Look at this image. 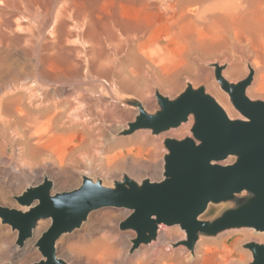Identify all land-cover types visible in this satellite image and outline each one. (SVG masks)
<instances>
[{"label":"bare ground","instance_id":"bare-ground-1","mask_svg":"<svg viewBox=\"0 0 264 264\" xmlns=\"http://www.w3.org/2000/svg\"><path fill=\"white\" fill-rule=\"evenodd\" d=\"M126 6L127 8L130 7L129 10L133 9L131 12L133 13L134 11V15L130 12V16L128 9H126L128 10V16H126L127 13L120 15L125 11L119 13L120 7ZM72 41L76 46H71L72 44L70 42ZM77 44H82L83 47L81 46V49L78 45L81 49L78 53L77 51L75 53L78 59H75V57L73 59L71 50H78ZM16 56H21L25 60L22 59L23 61H20ZM222 56H227L232 63L229 69H227L229 63L226 62L227 66L222 71L223 77L232 83H236L232 81L233 79L239 78L245 73L246 66L244 65L245 61L243 57L246 56L249 58L248 64L246 63L249 70V72H247L248 74L252 73L253 81L247 88L246 94L252 100L254 99L249 95L252 97L264 95V0H0V134L2 140L6 142H3V144L6 145L9 143L14 146L22 145V148L18 147V154H21L19 160L22 159V155H24V157L29 156V159H34V157L40 154H48L50 157H54V159H50L54 163L55 159L57 161V157H55L57 154L59 155V162L65 161L67 154L70 155L69 152L72 150V147L70 148L68 146L74 145L75 148H73L78 149L83 147L87 141L89 142L92 140V143H96V145L94 144L95 146L100 142L97 143L95 141H98L99 136L97 135L98 133L94 134V130H97L98 121L101 120L104 114L109 110H105L103 106L100 105V101H102L101 98H103L102 96H100L101 98L96 96L89 97L88 93L89 95L90 93L91 95H95L96 89L99 86H103L104 89L102 93L104 98L111 99L113 102H116V104L118 102L128 107L135 99L140 102L143 101L139 97L124 93L121 90L135 93L144 98L145 102H147V97L151 93L150 88L153 90L152 87L148 85L149 80H154V82L159 85L154 86V91L157 90L164 96L175 98L183 90L174 96L167 95L164 92L170 93L179 89L181 87L180 83L182 77L184 78V76L195 81L206 82L209 90L217 95L221 103L215 97L216 95L214 96L211 94L207 86L203 84L207 93L211 94L217 100L230 118H235L231 117L234 113L233 109L235 106H233L230 95L222 89L216 76L215 79L212 75L213 73L211 74V72L204 70L205 68L202 69L203 67L201 68L198 62V60L208 61L212 58L215 59L214 57L220 58ZM217 63L221 66L224 64ZM83 69H86L87 72L84 73L85 71H83ZM102 73L106 74L109 80L107 76ZM102 75L106 76L107 79L104 77L101 79V82H99L100 80L98 79H100ZM89 78L92 80L87 82ZM110 79L118 84L121 90L117 89L118 87L114 88L115 84L113 85ZM217 83L220 87H218ZM187 84H192L194 88L196 87V85L190 81L186 82V86ZM219 88L228 94L233 109L228 102L226 94L221 92ZM86 89L89 90L87 94L85 93ZM104 104L106 103L102 105ZM143 107L145 109L148 108L145 103H143ZM114 111L117 112L116 110ZM138 111L139 108L137 107L136 112ZM108 115L109 113L107 116ZM240 118L244 119L242 116H240ZM112 120H114V118H112L110 122ZM193 121L192 116H190L189 121L181 124V126L184 124H191L192 126ZM106 123L108 125V121ZM104 125L102 124V126ZM181 126L173 128V130H177ZM126 129H128L127 125L117 133L112 134V138L134 135L123 134ZM100 133L105 135L104 132L100 131ZM95 135L98 136L97 139ZM189 135L190 134L186 136ZM105 136H103L102 139ZM142 138L146 140L145 137ZM105 139H107L105 141H108V138ZM131 139L136 140L135 137ZM140 140L142 141L141 138ZM126 141H128V139ZM130 141L131 140H129V143ZM141 141H139V143ZM150 141L151 140H149V143ZM144 142L146 143V141ZM124 143L123 141V144ZM129 143L127 142V144ZM135 143L133 142L132 144ZM108 144L110 143L108 142ZM132 144L130 146H132ZM61 145L63 147H61ZM111 145L114 146H105H110V148L115 151L117 148L116 146L120 144L112 143ZM155 145L157 146V144ZM88 146L84 147L86 148L85 151L88 150ZM140 146L144 147V144ZM156 146L155 149L158 148ZM2 147L4 146H1V148ZM106 147H103L104 151ZM89 148L92 149V146H89ZM151 148V152L155 150L153 146ZM5 149L7 150V148H2L0 151L2 150V152L6 154L4 152ZM100 149H102L101 146ZM117 149L119 150L121 148L118 147ZM141 150L142 148L140 147L138 151ZM92 151L95 152L94 150ZM127 152L131 153L132 149H129ZM74 154H76V152ZM151 154L149 155L151 156ZM15 155L17 154L13 152L11 161ZM93 155L94 153L92 156ZM96 155V157H98L99 153ZM70 156H72V154ZM129 156L130 155L126 154V157L120 158L119 154H115L112 156L110 162L107 160L110 163L107 169L103 166L107 162L104 161L105 164L103 165V162L98 164L97 161H95V163L98 165L101 164L104 170L109 173L111 170L112 172L115 171L116 168L120 169V164L122 163L123 165H125V163L129 164ZM109 157H107V159H109ZM154 157L156 159L155 155ZM0 159H2V157H0ZM43 159L45 161L46 157H43ZM93 159H95V157H93ZM101 159L102 157H100V160ZM8 160H10V157H8ZM139 161L137 159V161H134L135 164H133L137 171L143 172L145 169H148L145 168L143 164H140ZM7 163L8 162H5V165ZM66 163H69V161L61 164L66 165ZM96 166L93 168L95 169ZM132 166H130V168ZM61 167L62 166H60V168ZM70 167H72V165ZM2 168L0 167V169ZM15 168L16 167H14L13 170ZM24 168L22 171H24ZM5 169H7V167ZM10 169L12 168L10 167ZM100 169L102 168L100 167ZM0 171L2 172V170ZM59 171L61 172V170ZM86 171H89V169ZM28 172L29 171H27V173ZM19 173L21 174V172ZM27 173L25 174L27 175ZM30 174L31 172L29 175ZM89 174L90 173H88V175H81V184L83 183L84 177L95 180V178L91 177ZM126 174L133 178L129 173L123 172L121 176L115 180H122ZM4 175L5 173H3V176ZM22 175L25 176L24 172ZM44 176H47L53 182L52 192L54 193L56 186L55 181L47 173L43 175L42 181ZM8 177L4 176L6 179ZM14 177L16 178V176ZM149 179L153 180L151 178ZM1 181L0 183H2ZM105 211L106 212L102 213V216H107L109 219L112 217L114 218V215H111L113 211ZM93 212L89 214L87 220L83 222L81 227L64 235L72 234L86 226ZM101 219L104 218L102 217ZM109 221L112 222V220ZM50 222L51 220H39L34 229L33 238L29 239L20 251L22 252L30 241L34 242L46 231L50 226ZM91 222H93V220H91ZM47 224L49 225L47 226ZM162 226L166 225H160L157 239L149 244H145L160 243L159 246L155 248V255L152 254L155 257L153 259L151 258V254H149L151 250L149 253L147 249L145 251L141 250V253L137 251L140 254H137L135 258H130L131 260L128 258L129 264H184L183 262H186L182 259L183 257H180L181 254L178 252V248L176 252H168L166 246L162 244L164 241H167V244H169L172 242L171 239L177 238L180 234L178 229L172 226V228H168L167 231L160 233ZM87 227L88 226H86V228ZM107 236L99 237V239L92 242L89 241L92 237L89 238L88 241L91 243H87L88 247H86V250L92 261L88 260L89 258L87 260L91 261L92 264H112L115 260L114 258H117L116 254L119 253L118 250L116 253L117 244L114 242L115 240L112 241L113 238L110 241ZM78 238L80 237L78 236ZM201 239H199V241H202ZM258 239L264 241L263 236L258 237ZM199 241H197V244ZM68 242L69 241L66 243ZM257 242L264 243L260 241ZM85 244L86 243L83 244V247H85ZM197 244L195 247H197ZM63 246L62 244V248ZM233 246L232 248H228L224 242L222 245H216L213 249L209 246L208 242L204 241L200 244V250H198L201 254L196 250L201 255L199 260L197 259L198 261L196 264H229L228 261L231 262V260L233 262L234 260L235 262L245 261L247 256L242 252L236 250L233 253L231 252L232 254L229 253V250L233 251ZM57 248L59 250V247ZM17 249H19V247ZM73 249H76V247ZM82 249L85 250V248ZM86 250L84 252H86ZM136 250L137 249L133 250V245H131L129 254H131V252L134 253ZM68 252H70V249ZM152 252L154 253L153 250ZM182 252L184 253V251ZM183 253L182 255H184ZM234 254L239 257L233 260L232 257ZM57 256L60 258V254ZM118 259L119 257L116 260ZM11 264H13V262Z\"/></svg>","mask_w":264,"mask_h":264},{"label":"water","instance_id":"water-1","mask_svg":"<svg viewBox=\"0 0 264 264\" xmlns=\"http://www.w3.org/2000/svg\"><path fill=\"white\" fill-rule=\"evenodd\" d=\"M214 67L222 89L244 119L230 118L204 86L192 84L175 98L156 91L155 113L135 103L139 113L123 134L147 129L158 135L193 117L192 136L165 139L168 152L162 180L147 178L140 183L126 174L114 186H105L101 180L84 177L80 187L53 193V182L44 176L41 183L14 197L22 208L0 205V220L18 231L20 249L33 238L39 220H51L36 242L44 259L32 264H66L57 256L58 239L102 208L130 212L120 229L137 233L133 250L156 240L162 224L180 226L186 232L181 244L192 252L201 236L242 228L264 233V100L246 94L252 73L232 83L223 77L224 66ZM231 157L234 161L226 163ZM226 202L235 205L211 221L200 218L211 203ZM244 247L252 253L248 264H264V243L251 241Z\"/></svg>","mask_w":264,"mask_h":264},{"label":"rangeland","instance_id":"rangeland-1","mask_svg":"<svg viewBox=\"0 0 264 264\" xmlns=\"http://www.w3.org/2000/svg\"><path fill=\"white\" fill-rule=\"evenodd\" d=\"M129 8L130 7H128L127 8V6L126 7H120V12L119 13H121L122 11H124V12H122L120 15H124V14H126L127 13V11L129 10ZM126 9H128V10H126ZM131 10H133V9H130L129 11H128V13L130 14V12H131ZM118 11H119V9H118ZM127 13V15L126 16H128L129 14ZM132 13V12H131ZM132 15H134V11H133V13H132ZM130 16H131V14H130ZM155 36H156V34H155ZM73 42V41H72ZM70 42L72 45L71 46H76V44L73 42ZM78 45H79V47L81 48V46L83 47V45L81 44H77V48H78V50H71V54H72V56H73V59H74V57H75V59H78V58H76V57H78L75 53H76V51H77V53H78V51H80L81 49L78 47ZM75 51V52H74ZM74 53V54H73ZM18 59H20V61H23V60H25L23 57H21V56H16ZM21 57V58H20ZM226 57V58H225ZM215 59H211V60H208V61H206V60H198V62H199V66L202 68V69H204V70H207V71H209V72H211V74L214 76V78H215V67H214V64H217V62H219V63H221V64H223L222 66H224V67H226L227 66V63L226 62H228L229 63V66H228V68L227 69H229V67H230V65L232 64L231 63V61H230V59L227 57V56H222V57H214ZM246 56H244L243 57V60L245 61V63H244V65L246 66V69H245V73L244 74H242L239 78H236V79H233L232 81H234V82H239V81H241V80H243V79H245V78H247L248 77V72H249V70H248V68H247V64H248V61H249V58H247ZM23 59V60H22ZM230 61H228V60ZM243 61V62H244ZM207 63V64H206ZM247 63V64H246ZM226 69V70H227ZM82 71V70H81ZM83 71H85L84 73H86L87 71H86V69H83ZM89 71V70H88ZM248 71V72H247ZM103 74V73H102ZM248 74V75H247ZM103 75H106V74H103ZM102 75V77H100V79H98V80H100L99 82H101V79H103L104 77H105V79H107L108 78V76H107V78H106V76H103ZM216 79V78H215ZM92 79L91 78H89V79H87V82H90ZM108 80H109V78H108ZM237 80V81H236ZM110 81H112L113 82V80L112 79H110ZM187 81H190V82H192L194 85H196V87L195 88H198V87H200V86H204L203 84H205L206 86H207V84H206V82H204V81H195V80H193V79H188V78H186L185 76H184V78L182 77V80H181V87L179 88V89H177V90H175L174 92H170V93H167V92H164L165 94H167V95H171V96H174V95H176V94H178L179 92H181L182 90L184 91L186 88H187V86H188V84H187V86H186V82ZM151 82V83H150ZM154 80L152 81V80H149V86H151L152 87V89L153 90H151V88H150V91H151V93L148 95V97H147V102H145V99L144 98H142V97H140L139 95H137V94H135V93H129V92H127V91H124V90H121L120 88H119V86H118V84H116L115 82H113V85H114V88H117V89H120L122 92H124V93H128V94H133V95H135V96H137V97H139L143 102H140V101H138V100H134L133 102H131V105H129L128 107H126L125 105H122V104H120V103H118L117 102V104H116V102H113L111 99L109 100L108 98H104V96H103V93H102V91H103V86H99L97 89H96V94L94 95V94H92L91 95V93H90V95H89V93H88V96L89 97H100V96H102L103 98H104V100H103V98H101V100L102 101H100V105L101 106H103V108L105 109V110H109V111H107L106 112V114H104V116L102 117V119L101 120H99L98 122H99V124H97V126H98V128H97V130L95 129L94 130V134H96V133H98L97 135L99 136V138H98V141L97 140H95L97 143L100 141V142H102V143H98L97 144V146H95L96 145V143H92L91 141H87V143H85V145L83 146V147H81V148H78V149H74L75 148V146L74 145H71V146H68V147H72L71 149L74 151H72L71 150V152H69V154L71 155L72 154V156H70V155H68L67 154V156H66V159H65V161H62V162H59V160H58V156L59 155H57L56 154V156L55 155H52V156H55V157H57V161H56V159H55V162H57V163H53L52 162V160H50V159H54V157H50V155H48V154H40V155H38V156H36V157H34V159H29V156H25L24 157V155H22L21 157H22V159H20L19 160V156L21 155H19L18 154V147L20 148H22V145H20V146H17V145H12V144H3V140H2V136H1V134H0V139H1V141H0V149H4V148H7V150L5 149V153L6 154H4L3 152H2V150L0 151V152H2V153H0V157H2V159H0V162H2V163H0V167L2 168V169H0V170H2V172L0 171V181L2 182V183H0V205H2V206H7V207H11V208H22L19 204H18V202L14 199V197L15 196H18V195H21L28 187H30V186H32V185H38V183H40L41 181H42V177H43V175H45L46 173L55 181V192L54 193H57V192H63V191H71V190H73L74 188H78L80 185H81V181H82V179H81V175L82 174H87L88 175V173H90L89 175L91 176V177H93V178H95V180L94 181H97V180H99V179H101V181L103 182V184L105 185V186H114V182L116 181L115 179H117L118 177H120L121 176V174L123 173V172H127V173H129L131 176H133V178L135 179H138V180H140V181H138V180H136V181H138V182H142L144 179H147V178H151V179H153L152 181H160V180H162L163 179V171H164V157H165V155L167 154V152H168V150H167V148L165 147V139H167V138H177V139H183V138H185V137H187L186 135H188V134H190L189 136H192V133H191V130H190V126H191V124H189V125H187V124H184L183 126H181L179 129H177V130H173V129H170V130H168V131H166V132H163V133H161V134H158V135H156V134H153L152 133V131L151 130H147V129H142V130H138V131H136V132H134V133H132V134H134V135H132V136H129V137H120V138H112V134H114V133H117L119 130H121L123 127H125L126 125H127V128L129 127V123H131V122H133L134 120H135V118H136V116L138 115V113H139V111L138 112H136V108H137V106H136V104L135 103H137V102H139V103H141L142 105H143V103H145V105L148 107V108H146V110L148 111V112H150V113H155L158 109H159V105H158V102H157V99H156V91L157 90H155L154 91V86L156 85V86H159L156 82H154ZM255 82V81H254ZM218 84V83H217ZM254 84V83H253ZM253 84H252V86H253ZM186 86V87H185ZM185 87V88H184ZM205 87V86H204ZM218 87H220V85L218 84ZM160 88V87H159ZM207 89H208V91L211 93V94H213L214 96L216 95L215 93H213L211 90H209V88H208V86H207ZM220 89V91L221 92H223L224 94H226V96H227V98H228V102H229V104L231 105V102H230V99H229V96H228V94L227 93H225L221 88H219ZM182 91V92H183ZM87 92H89V90L88 89H86V91H85V93L87 94ZM98 92V93H97ZM180 94V93H179ZM249 95V94H248ZM251 98H253L254 100H264V95L263 96H255V97H252L251 95H249ZM216 98H217V95L215 96ZM105 99H108V100H105ZM217 100H218V98H217ZM105 101H108V102H105ZM219 101V100H218ZM111 102V103H110ZM113 102V103H112ZM220 102V101H219ZM103 103H106V104H104V105H102ZM221 103V102H220ZM110 104V105H109ZM114 104V105H113ZM113 105V106H112ZM116 105V106H115ZM104 106H108L107 107V109H106V107H104ZM114 106H115V108H114ZM232 106V105H231ZM230 106V107H231ZM234 106V105H233ZM233 106H232V109H233ZM109 107H112V108H109ZM111 109V110H110ZM118 109V110H117ZM114 110H116L117 112H115L114 111V113H113V111ZM112 111V112H111ZM121 112V113H120ZM123 112V113H122ZM233 114L235 115H231V117H235V118H240V116H242L241 115V113L234 107V109H233ZM109 113V117L107 116V114ZM113 113V114H112ZM118 113H120V114H118ZM121 114H122V116H121ZM106 115V116H105ZM115 115V116H114ZM112 116V117H111ZM111 117V118H110ZM243 117V116H242ZM105 118V119H104ZM112 118H114V120H112L111 122H110V120L112 119ZM193 118V117H192ZM234 118V119H235ZM105 120V122H104V120ZM107 119H109V120H107ZM108 121V125H107V122ZM102 122H104V123H102ZM112 123V124H111ZM102 124L104 125V126H102ZM111 125V126H110ZM99 126H101V127H103V128H101V127H99ZM109 126V127H108ZM192 126H193V123H192ZM192 126H191V128H192ZM100 128V129H99ZM182 128V129H181ZM103 129V130H102ZM104 129H105V131H104ZM173 130V131H172ZM100 131L101 132H104L105 133V135L104 134H101L100 133ZM140 131V132H139ZM139 134V135H138ZM97 135H95L96 137V139H97ZM101 136V137H100ZM103 136H105L103 139H104V141H103V139H102V137ZM137 136H138V138H137ZM185 136V137H184ZM134 138L135 137V139L136 140H132L131 138ZM142 137H145L146 138V140L145 139H143ZM105 138H108V141H105V140H107V139H105ZM140 138L142 139V141L140 140ZM110 139V140H109ZM117 140V143H119L120 145H117L116 147L118 148H121V149H115V151H114V149H111L110 148V146L112 147V146H114V145H111L112 143L113 144H117L116 143V140ZM119 139V140H118ZM120 139H121V141H120ZM125 139V140H124ZM128 139V141H126ZM141 141L140 143H139V141ZM151 140L150 141V143H149V140ZM129 140H131L132 141V143L134 142H136L135 144H132L131 143V141H130V143H129ZM154 140V141H153ZM95 141H93V142H95ZM111 141H112V143H111ZM120 141V142H119ZM123 141L125 142L124 144H123ZM144 141H146V143L144 142ZM108 142L110 143V144H108ZM122 142V143H121ZM127 142L129 143V144H127ZM144 142V143H143ZM149 144H148V143ZM152 142V143H151ZM155 142V143H154ZM4 143H6V142H4ZM92 143V144H91ZM107 143V144H106ZM91 144V145H90ZM95 144V145H94ZM100 144V145H99ZM126 144V145H125ZM132 144V146H130ZM138 144H139V146H138ZM143 145L144 144V147H142V146H140V145ZM153 144V145H152ZM155 144H157V146L155 145ZM91 147L92 146V149H90L89 148V146ZM104 145V146H103ZM105 145H110V146H105ZM149 145H151V146H149ZM1 146H4V147H2L1 148ZM7 146V147H6ZM12 146H13V149H12ZM87 147L88 146V150L87 151H85V149L86 148H84V147ZM96 147V148H94V147ZM99 146V147H98ZM100 146H101V148L103 149V152H102V149H100ZM130 146V147H129ZM149 146V147H148ZM154 147L153 149H155V146L156 147H158V148H156L154 151H152L151 152V150H152V148L151 147ZM61 147H63L62 145H61ZM74 147V148H73ZM103 147H106L105 148V151H104V148ZM108 147H109V149H108ZM140 147L142 148V150L141 151H138V150H140ZM59 148V147H58ZM69 148V149H70ZM84 148V149H83ZM94 148V149H93ZM98 148V149H97ZM139 148V149H138ZM147 148V149H146ZM151 148V149H150ZM15 149V150H14ZM80 149H83V150H80ZM90 149V150H89ZM96 149H97V151H96ZM100 149V150H99ZM111 149V150H110ZM129 149H132V152L131 153H129V152H127ZM12 150V151H11ZM57 150V149H56ZM76 150V151H75ZM77 150H80V151H77ZM92 150H94L95 152H93ZM112 152V151H114V152H110V151ZM144 150V151H143ZM8 151V152H7ZM82 151H83V153H82ZM89 151H92V152H89ZM109 153H108V152ZM146 151H147V153H146ZM158 151V152H157ZM13 152H15L17 155H15L14 157H13V160L16 162V164H15V162L12 160L11 161V159H12V155H13ZM76 152V154H74ZM99 153V155H98V157H96L97 155V153ZM100 152H102V153H100ZM105 152V153H104ZM140 152V153H139ZM149 152V153H148ZM10 153V154H9ZM56 153H57V151H56ZM82 155H81V154ZM89 153V154H88ZM90 153H94V155L92 156V154H90ZM107 153V154H106ZM152 153V154H151ZM155 153H157V154H155ZM5 156H4V155ZM78 154H79V156H78ZM101 154V155H100ZM105 154H106V156H105ZM112 154V155H111ZM115 154H119L120 155V158H124V157H126V154H128V155H130L129 156V158H130V160H129V164H130V166H132L133 164H135V160L137 161V159H138V161L140 162V164H143L144 166H145V168H148V169H145V171H137L136 170V168L134 167V165L130 168V166H129V164H126L125 163V165H123V163L122 164H120V166L122 167H120V169L119 168H116L115 169V171H113L112 172V170H111V172H107L106 170H104V167H105V169H107V167L109 166L108 164H110L109 162H110V160H111V158H112V156H114ZM121 154H123V155H121ZM140 154H141V156H140ZM149 154H151V156L149 155ZM156 156V159H155V157H154V155ZM8 155V156H7ZM10 155V156H9ZM44 155V156H43ZM48 155V156H47ZM75 155V156H74ZM103 155H104V159H103ZM110 157H109V156ZM131 155H132V157H131ZM158 155V156H157ZM5 157V159L6 160H8V157H10V160H8V161H6L5 159H4V157ZM76 156H77V159H76ZM135 156V157H134ZM17 157H18V160H17ZM43 157H46V159H45V161H44V159H43ZM69 157H70V159H69ZM93 157H95V159H93ZM100 157H102V159L100 160ZM105 157H106V160H105ZM107 157H109V159H107ZM17 161H16V160ZM26 159H28V160H26ZM50 161H49V160ZM97 159V160H96ZM132 159V160H131ZM152 159H155V160H152ZM234 159L235 158H233V157H231V158H229L228 160H227V162L226 163H231V162H233L234 161ZM2 160V161H1ZM5 160V161H4ZM34 160V161H33ZM71 160H72V162H71ZM94 160V161H93ZM103 160V161H102ZM107 160H109V162L107 161ZM11 161V162H10ZM29 161H30V163H29ZM49 161V162H48ZM54 161V160H53ZM68 162L69 161V163H66V165L65 164H61V163H63V162ZM95 161H97V163L99 164V163H101V162H103L102 163V165L103 164H105V162H107L105 165H103L104 167H102L101 166V164L100 165H98L97 163H95ZM98 161H100V162H98ZM105 161V162H104ZM120 161H121V159H120ZM155 163H154V162ZM5 162H8L6 165H5ZM153 162V163H152ZM23 163V164H22ZM11 164H12V166H11ZM27 164V165H26ZM30 164V165H29ZM61 164V165H60ZM68 164H70V165H68ZM79 164V165H78ZM2 165V166H1ZM8 165V166H7ZM16 165V166H15ZM22 165H24V166H22ZM56 165H59V166H56ZM72 165V167H70ZM74 165H76V166H74ZM97 165V166H96ZM22 166V167H21ZM60 166H62L61 168H60ZM66 166H67V168H66ZM69 166V167H68ZM80 166V167H79ZM94 166H96L95 167V169L93 168ZM7 167V169H5V168ZM10 167L12 168V169H10ZM14 167H16L14 170H13V168ZM26 169H25V168ZM66 169H65V168ZM76 169H75V168ZM77 167H79V168H77ZM100 167L102 168V169H100ZM21 168V169H20ZM23 168H24V171H22L23 170ZM62 168H64V169H62ZM89 169V171H86V170H88ZM135 168V169H134ZM5 171H4V170ZM20 169V170H19ZM54 169V170H53ZM13 170V171H12ZM59 170H61V172L59 171ZM72 170V171H71ZM84 172H83V171ZM101 170V171H100ZM106 172H104V171ZM113 170H114V168H113ZM7 171V172H6ZM9 171V172H8ZM15 171V172H14ZM17 171H18V173H17ZM26 171V172H25ZM27 171H29L28 173H27ZM11 172V173H10ZM19 172H21V174L19 173ZM24 172V175L25 176H23L22 175V173ZM31 172V174L29 175V173ZM87 172V173H86ZM3 173H5V177H8L7 179L6 178H4V176H3ZM6 173H8V174H6ZM10 173V174H9ZM25 173H27V175L25 174ZM109 175H108V174ZM17 174V175H16ZM7 175V176H6ZM13 176V177H11V176ZM22 175V176H21ZM1 176H3V177H1ZM14 176H16V178L14 177ZM21 176V177H20ZM99 177V178H98ZM9 178H10V180H9ZM12 178V179H11ZM17 180H15V179ZM20 178V179H19ZM14 179V180H13ZM14 182H13V181ZM115 180V181H114ZM11 181V182H10ZM235 205V203H233V202H226V203H220V204H213V203H211L210 205H209V207H208V209L205 211V213L204 214H202L201 215V219L202 220H209V221H211V220H213V219H215L216 217H218L224 210H226L227 208H229V207H232V206H234ZM105 210H110V211H113L112 213H111V215H114V218H115V220H114V218L112 217V218H110L109 219V217H104V216H102V213H104V212H106ZM129 214H130V212L129 211H127V210H125V209H117V208H110V209H108V208H102V209H100V210H97V211H94L92 214H91V219H90V221H89V225L87 224L86 226H88L87 228H86V226H84L82 229H79V230H77V231H75L74 233H72V234H68V235H64L62 238H60V240H59V242H58V245L56 246V248L57 247H59V250H58V248H57V255H59L60 254V258L61 259H63L65 262H66V264H92V260H91V258H89L90 257V255L88 254V252H87V248L86 247H88V244L87 243H91L92 241H94V240H96V239H99V237L101 238L102 236L103 237H106L107 235V237H108V239L111 241V239L113 238V240L112 241H114L116 244H117V247H116V253H117V250H118V252L119 253H117L116 254V257L118 258L119 257V259L118 260H116L117 258H114L113 260V262H112V264H129V259L131 258H135V256H137V254H140L143 250L145 251L146 249H147V251H148V253H149V251H150V253L149 254H151V258L153 259L155 256V251H156V249L155 248H157L158 246H159V244L160 243H152V244H150V245H145V244H142V245H140L138 248H137V250L134 252V253H132L131 252V254H129V249H130V247H131V245H133V240L137 237V233L134 231V230H121L120 229V224H121V222H123L128 216H129ZM94 216V217H93ZM98 216V217H97ZM93 217V218H92ZM98 218V219H96V218ZM104 218V219H101V218ZM117 217V218H116ZM101 220H100V219ZM112 220V222H110L109 220ZM91 220H93V222H91ZM100 221V222H99ZM96 222H97V224H96ZM91 223V224H90ZM50 224H51V222H50ZM49 224H47V226H48ZM90 226H93V227H90ZM174 227H176L177 229H178V232L180 233L178 236H177V238H175V239H171V241L172 242H170L169 244H167V241L165 242H163L162 244H163V246H166V248H167V250H168V252H176V250H177V248L179 249L178 250V252H180V257L182 258V259H184L186 262H183L184 264L186 263L187 264V262H188V264L190 263V264H196V262L199 260V258H200V252L198 251V250H200V244H202V242H208V244H209V246L211 247V248H213L214 249V247L216 246V245H222V244H224V242H225V245L228 247V248H232V246L234 247L233 248V251H230L229 250V253L230 254H232L233 252H235L236 250L237 251H240V252H242L243 254H245L246 256H247V258H246V260L245 261H243V262H238V261H236L235 262V260L234 259H237L239 256H237V255H233V257H232V259L234 260V262L231 260V262L230 261H228L229 262V264H248V263H250L251 261H252V253H251V251L249 250V249H247V248H245L244 246H245V244L246 243H248V242H251V241H260V242H264V241H262V240H260V239H258V237H261V236H263L264 237V234L263 233H257L256 231H254V230H252V229H247V228H242V229H231V230H227V231H224V232H222V233H220V234H218V235H216V236H201L199 239H201V238H203V239H201L202 241H199L198 242V244H197V247H195V250H194V252H192V251H190L185 245H182L181 244V241L182 240H184V239H186V237H185V235H186V232L184 233V230L180 227V226H174ZM168 228H172V226L171 227H166V226H162L161 227V229H160V233H163V232H165V231H167L168 230ZM45 229H46V227H45ZM86 229H87V231H86ZM90 229V230H89ZM83 230V231H82ZM89 231V232H88ZM42 232V231H41ZM78 232V233H77ZM83 233H85V234H83ZM87 233V234H86ZM81 234H83V235H81ZM92 234V235H91ZM107 234V235H106ZM40 235V234H39ZM42 235V234H41ZM41 235L33 242V241H30L29 242V244L25 247V249L21 252L20 251V248L19 249H17L18 248V246H17V244H16V241H17V238H18V231L17 230H13L12 229V227L11 226H9V225H7V224H3L2 223V221L0 220V264H7V263H12L13 262V264H32V263H35V262H38V261H40V260H42V259H44V257H43V255L41 254V252L39 251V249L36 247V242H37V240L41 237ZM77 235V236H76ZM90 235V236H89ZM106 235V236H105ZM78 236L80 237V238H78ZM82 236V237H81ZM83 237H84V239H83ZM90 237H92V238H90ZM179 237V238H178ZM181 237H183V238H181ZM185 237V238H184ZM88 238V239H87ZM89 238H90V240H89ZM115 238V239H114ZM79 239H81V240H79ZM69 241L68 243H66L67 241ZM83 240H84V242H83ZM91 241V242H89V241ZM207 240V241H206ZM65 241V242H64ZM79 241V242H78ZM87 241V242H86ZM81 242V243H80ZM119 242V243H118ZM130 242V243H129ZM65 243V244H64ZM70 243H71V245H70ZM84 243H86L84 246L85 247H83V244ZM125 243H126V245H125ZM220 243V244H219ZM62 244L64 245L63 246V248H62ZM72 244H74V245H72ZM129 244V245H128ZM167 244V245H166ZM68 245V246H67ZM82 245V246H81ZM87 245V246H86ZM124 245H125V247L126 246H128V247H124ZM169 245V246H168ZM157 246V247H156ZM235 246H237V247H235ZM70 249V252H72V253H70V252H68L69 251V249ZM76 247V249H73V248H75ZM61 248V249H60ZM82 248H85V250H86V252H84L85 250L84 249H82ZM197 248V249H196ZM236 248V249H235ZM66 249V250H65ZM149 249V250H148ZM181 249V250H180ZM184 249V250H183ZM65 250V251H64ZM73 250V251H72ZM75 250V251H74ZM142 250V251H141ZM152 250L154 251V253L152 252ZM188 250V251H187ZM200 253H198L197 251ZM227 250V249H226ZM140 252V253H138V252ZM182 251H184V253L182 252ZM186 251V252H185ZM184 254V255H182V253ZM232 252V253H231ZM198 253V254H197ZM65 254V255H64ZM67 254V255H66ZM152 254H154V255H152ZM123 256H124V258H123ZM150 256V255H149ZM199 256V257H198ZM185 257V258H184ZM89 258V259H88ZM122 258V259H121ZM129 258V259H128ZM91 260V261H88V260ZM130 259V260H131ZM198 259V260H197ZM119 260H122V261H119ZM124 260V261H123ZM183 260V261H184ZM118 261V262H117ZM128 261V262H127Z\"/></svg>","mask_w":264,"mask_h":264}]
</instances>
